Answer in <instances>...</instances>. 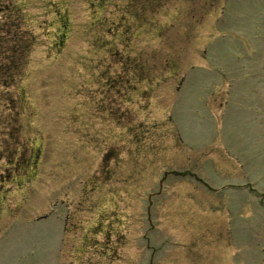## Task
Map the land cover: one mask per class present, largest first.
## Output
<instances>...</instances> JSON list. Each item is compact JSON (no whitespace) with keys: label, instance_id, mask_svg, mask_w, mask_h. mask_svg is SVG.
I'll list each match as a JSON object with an SVG mask.
<instances>
[{"label":"rangeland","instance_id":"1","mask_svg":"<svg viewBox=\"0 0 264 264\" xmlns=\"http://www.w3.org/2000/svg\"><path fill=\"white\" fill-rule=\"evenodd\" d=\"M0 264H264V0H0Z\"/></svg>","mask_w":264,"mask_h":264}]
</instances>
